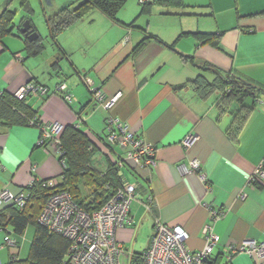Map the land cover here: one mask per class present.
<instances>
[{
	"label": "crops",
	"instance_id": "0c3cea01",
	"mask_svg": "<svg viewBox=\"0 0 264 264\" xmlns=\"http://www.w3.org/2000/svg\"><path fill=\"white\" fill-rule=\"evenodd\" d=\"M48 1L52 8L45 10L47 19L84 2ZM182 1L180 6L177 2L128 0L117 21L94 8L56 39L51 38L47 25L44 31L50 43L38 54L29 52L23 37L6 36V48L0 54V92L16 93L34 81L49 88L47 95L26 97L43 123L59 122L64 128L75 124L105 137L106 119L112 115L156 145L154 165L140 171L128 164L122 168L125 180L138 187L131 206L132 223L117 232L126 249L143 253L159 219L181 226L189 235L188 248L199 251L206 245L204 227L211 224L217 237L211 257L216 264H262L247 253L228 259L227 252L231 245L246 240L264 242V180H251L258 168L264 170V93L258 95L240 140L234 143L227 128L239 102L234 109L237 101L232 103L233 113L220 117L218 94L202 98L191 87H176L202 72L184 62L183 53L231 70L264 89V0ZM144 3L150 12L143 11ZM203 17L210 22H202ZM33 28L39 32L37 25ZM197 31L220 34L223 49L202 44L191 35L179 38L183 32ZM146 35L152 38L135 53ZM9 41L18 42V48ZM169 44H175L177 51ZM61 83L76 98L74 102L55 91ZM93 87L107 100L117 97L114 104L102 107ZM252 100L249 97L246 103ZM190 134L197 138L186 147L184 140ZM39 136L40 129L34 125L0 124V189L8 186L19 192L34 178L56 184L62 181L65 165L61 155L50 141L47 148L39 145ZM193 159L199 160L207 180L197 172L182 170ZM150 195L153 201L148 208ZM214 211L219 213L217 218ZM4 225L0 224V264H10L13 257L27 259L36 227L30 224L19 234L8 220ZM6 234L15 236L17 244H6ZM140 237L147 241L141 250L136 248Z\"/></svg>",
	"mask_w": 264,
	"mask_h": 264
},
{
	"label": "trees",
	"instance_id": "16d2710c",
	"mask_svg": "<svg viewBox=\"0 0 264 264\" xmlns=\"http://www.w3.org/2000/svg\"><path fill=\"white\" fill-rule=\"evenodd\" d=\"M128 0H84L76 8H63L57 14L47 19L50 36L56 39L70 24L82 20L92 9L98 8L112 20L117 21L118 12ZM29 0H23L24 7L28 6ZM164 5L179 3L182 0H154ZM143 11L150 12V7L143 4ZM15 11L10 8V2L0 14V54L5 50L3 39L14 35L13 21ZM130 26L134 27L133 24ZM33 27V26H32ZM194 36L202 44H210L222 50L221 35L206 32H183V36ZM25 44L31 54H38L44 48L40 35L35 40H29L23 34ZM152 37L146 38L136 46L137 53ZM177 51L175 44L167 45ZM184 62L191 63L202 72L196 78L178 85L176 89L193 88L202 98H209L214 94L219 95L217 108L219 116L233 113L231 106L234 101L240 106L233 114L232 122L227 128V133L234 143H238L240 135L254 111L258 95L264 93V89L255 86L254 83L245 79L231 70H225L207 60L194 55L180 53ZM213 77L208 78L205 73ZM253 98L252 104H247V98ZM41 122L36 111L28 104L27 98L19 99L16 93L0 92V124L30 125ZM63 154L61 158L65 165L62 181L55 187H43L38 182L31 188V196L23 209L16 205L8 204L0 210V224L8 220L14 230L22 234L30 224L36 227V233L31 245L30 256L27 259L12 258L10 264H70L67 252L70 241L57 233L50 231L38 222L42 207L52 191L67 190L78 204L85 210L93 212L101 208L125 183L122 168L119 165L123 155H119L116 147L107 140V136L92 133L79 125H67L60 135ZM118 147V146H117ZM119 148V147H118ZM102 160V161H101ZM136 171L130 162H125ZM47 179H43L45 181ZM260 183V182H258ZM217 260L208 259L204 264H216Z\"/></svg>",
	"mask_w": 264,
	"mask_h": 264
},
{
	"label": "built area",
	"instance_id": "2783aa9c",
	"mask_svg": "<svg viewBox=\"0 0 264 264\" xmlns=\"http://www.w3.org/2000/svg\"><path fill=\"white\" fill-rule=\"evenodd\" d=\"M144 2V0H141ZM65 83H61L55 90L63 95L70 103L76 100L67 91ZM49 93L47 86L30 81L16 92L19 99L28 95L43 96ZM95 100L105 109L110 108L117 97L107 100L105 94L97 88H92ZM30 125L40 129L38 144L47 148L48 141L62 155V145L59 135L64 126L59 122L43 123L42 121ZM107 140L118 146L124 153L119 165L123 167L125 162H130L136 169L150 167L155 164L156 145L144 140L137 135L126 122L110 115L106 119ZM193 134L188 135L184 145L190 147L196 140ZM184 172H197L203 180H207L206 174L201 169V163L197 159L191 161L190 167H182ZM252 182L264 180V170L258 168L251 178ZM38 182L43 187H55L57 184L51 180L34 178L29 185L19 192L12 191L8 186L0 189V210L8 204H13L23 209L31 196V188ZM137 184L126 181L118 188L113 196L99 209L90 212L76 202L67 190L50 192L38 217V222L50 231L66 237L70 241L67 258L70 264H204L212 257L217 237L213 231V225L204 227L206 245L199 251H191L186 240L188 233L181 226H170L159 219L156 220L154 231L148 248L141 254H134L126 249L118 239L119 229L132 223L131 206L137 196ZM153 197L150 195L147 207ZM217 218L218 212L214 211ZM0 229H2L0 227ZM5 243L16 245L17 238L6 234ZM237 253H247L262 260L264 264V242L246 240L239 245H231L227 252V258L231 259ZM124 257L129 262L124 261Z\"/></svg>",
	"mask_w": 264,
	"mask_h": 264
},
{
	"label": "rangeland",
	"instance_id": "374dc122",
	"mask_svg": "<svg viewBox=\"0 0 264 264\" xmlns=\"http://www.w3.org/2000/svg\"><path fill=\"white\" fill-rule=\"evenodd\" d=\"M9 0H0V12L3 8H5V4L6 2L8 3ZM49 4L48 0H29L28 2V6L24 7L23 5V0H13V2L10 4V8L15 11V17H14V21H13V32L14 35L13 36H21L23 37V33H22V28L23 25L26 23V21H30L31 25H37L39 32H37L40 37H41V42L43 43L44 46H46L47 44L50 43V38L46 37V31H44V29H46L47 27V18H45V10L47 9H51L52 5ZM202 22L203 21H209L207 20L205 17L201 18ZM210 22V21H209ZM203 31V30H201ZM9 35L8 39H12L13 36ZM187 37H184L183 39H185ZM10 42V41H9ZM10 44L12 46H15V48H18V42L15 43H11ZM214 97H218L216 95H214ZM237 106H239L238 102H235L233 105V108H236ZM125 167V166H124ZM144 238V237H143ZM142 237L139 238V242L137 243V249L141 250L142 248H144L145 244H146V240H144ZM143 239V240H142ZM130 248L132 249V244H129ZM144 252V251H143Z\"/></svg>",
	"mask_w": 264,
	"mask_h": 264
},
{
	"label": "water",
	"instance_id": "95a60500",
	"mask_svg": "<svg viewBox=\"0 0 264 264\" xmlns=\"http://www.w3.org/2000/svg\"><path fill=\"white\" fill-rule=\"evenodd\" d=\"M21 31L31 41L37 39L39 36V34L36 32V30L32 27L29 20L26 21V23L23 25V28Z\"/></svg>",
	"mask_w": 264,
	"mask_h": 264
}]
</instances>
